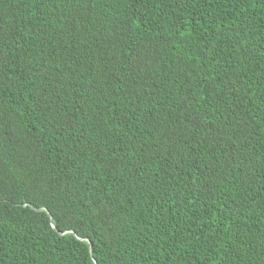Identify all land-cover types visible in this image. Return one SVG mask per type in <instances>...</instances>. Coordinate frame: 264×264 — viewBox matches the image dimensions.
<instances>
[{
    "label": "trees",
    "instance_id": "16d2710c",
    "mask_svg": "<svg viewBox=\"0 0 264 264\" xmlns=\"http://www.w3.org/2000/svg\"><path fill=\"white\" fill-rule=\"evenodd\" d=\"M0 264H264V0H0Z\"/></svg>",
    "mask_w": 264,
    "mask_h": 264
}]
</instances>
